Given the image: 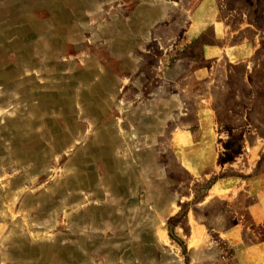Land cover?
<instances>
[{"label": "rangeland", "instance_id": "obj_1", "mask_svg": "<svg viewBox=\"0 0 264 264\" xmlns=\"http://www.w3.org/2000/svg\"><path fill=\"white\" fill-rule=\"evenodd\" d=\"M0 264H264V0H0Z\"/></svg>", "mask_w": 264, "mask_h": 264}]
</instances>
